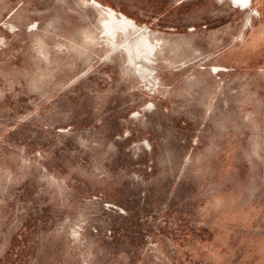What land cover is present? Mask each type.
Segmentation results:
<instances>
[{"label":"rangeland","instance_id":"rangeland-1","mask_svg":"<svg viewBox=\"0 0 264 264\" xmlns=\"http://www.w3.org/2000/svg\"><path fill=\"white\" fill-rule=\"evenodd\" d=\"M0 264H264V0H0Z\"/></svg>","mask_w":264,"mask_h":264},{"label":"bare ground","instance_id":"bare-ground-1","mask_svg":"<svg viewBox=\"0 0 264 264\" xmlns=\"http://www.w3.org/2000/svg\"><path fill=\"white\" fill-rule=\"evenodd\" d=\"M231 1L235 4V6L239 5L243 9L250 7L252 4V0ZM106 14L108 16V20H106L104 24L105 35L112 38V40L115 41V34L118 31H122L125 37L128 36V31L130 30L136 33L137 37L128 39L129 41L125 45V49L130 57L131 63L133 65H136V62L141 58H145L148 61H151V57L154 55L155 50L150 44H148L149 40L146 32L139 29L138 26L133 21L129 20L126 16L120 15V17H118L115 11L112 9H107ZM138 71L143 72L144 70L143 68H140Z\"/></svg>","mask_w":264,"mask_h":264}]
</instances>
